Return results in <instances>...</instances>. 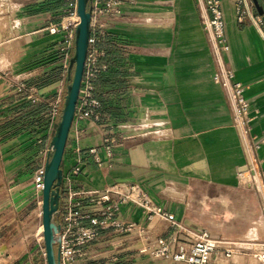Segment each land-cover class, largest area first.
I'll list each match as a JSON object with an SVG mask.
<instances>
[{
	"label": "crops",
	"instance_id": "0c3cea01",
	"mask_svg": "<svg viewBox=\"0 0 264 264\" xmlns=\"http://www.w3.org/2000/svg\"><path fill=\"white\" fill-rule=\"evenodd\" d=\"M59 6L60 0H0V264L21 260L11 233L18 231L15 217L32 195L31 176L42 148L36 141L45 133L44 108L26 97L48 103L66 82L54 54L55 37L41 30L58 20ZM221 9L224 60L257 110L250 132L262 141L257 158L264 176V41L247 19L236 21L229 0ZM107 22L101 120L69 128L60 168L64 174L77 160L79 170L70 183L61 180L59 194L67 188L99 192L116 183L135 184L186 233L263 241L257 196L236 179L243 157L222 92L210 79L208 44L194 0H135ZM17 80L23 82L20 91L12 86ZM108 125L115 139L109 161L101 146ZM76 128L85 129L77 140ZM89 148H95L100 166ZM116 218L152 237L171 231L166 222L147 223L131 204L120 206ZM126 238L101 232L79 264H119L120 254L125 264H167L138 253L139 240L135 247L127 238L124 248L119 239Z\"/></svg>",
	"mask_w": 264,
	"mask_h": 264
},
{
	"label": "built area",
	"instance_id": "2783aa9c",
	"mask_svg": "<svg viewBox=\"0 0 264 264\" xmlns=\"http://www.w3.org/2000/svg\"><path fill=\"white\" fill-rule=\"evenodd\" d=\"M222 1L194 0L208 44L212 65L210 79L222 92L229 113L230 126L235 131L243 157L236 179L240 185L255 192L264 219V176L257 158L262 141L250 132L251 122L257 115V110L250 107V103L244 98L246 87L234 80L233 72L224 60L228 45L224 36ZM229 1L236 21L247 19L260 39L264 41V9L262 13L253 12L251 0ZM134 2L135 0H88V38L70 127L83 121L95 126L100 122L101 100L105 94L100 90L98 81L107 70V65L101 62L109 45L107 19L117 18L121 14L123 5ZM76 6L77 0H60L58 20L48 22L41 28L46 34L55 37L53 49L59 62L62 83L69 59L72 57L74 30L79 22ZM12 86L20 91L23 82L17 80ZM62 87L61 84L56 89L58 96L48 103L40 101L37 97L28 95L26 97L31 103H37L44 108L45 133L36 141L37 144H42V148L37 152V165L31 176L32 196L36 200L38 217L43 168L51 153L49 141L60 115ZM27 93L32 92L28 89ZM106 130L107 134L102 137L101 146L105 158L109 161L115 144L114 127L108 125ZM72 133L77 140L85 133V129L76 128ZM78 152L75 149V153ZM87 153L98 166L101 165L95 148H89ZM78 166L79 162L76 160L64 174L61 172V180L70 183L79 170ZM126 204L137 207L147 223L153 220L166 222L171 231L164 236L152 237L135 223L120 222L116 215L120 206ZM54 218L59 225L57 235L59 264H79L78 259L83 255L85 247L97 241L101 232L107 230L125 235L129 240L141 241L137 249L138 253L167 264H249V261H253L254 264H264V240L219 239L211 237L203 230L186 233L171 213L153 204L135 184L116 183L99 192L67 188L59 194ZM38 254L41 264H46L43 243Z\"/></svg>",
	"mask_w": 264,
	"mask_h": 264
},
{
	"label": "water",
	"instance_id": "95a60500",
	"mask_svg": "<svg viewBox=\"0 0 264 264\" xmlns=\"http://www.w3.org/2000/svg\"><path fill=\"white\" fill-rule=\"evenodd\" d=\"M251 1L257 13H262V8L258 5L257 1ZM87 2L88 0H77L76 12L79 17V22L74 30L73 55L69 59L66 70L67 84L65 85L60 117L49 141L51 155L46 159L43 168L40 223L46 264H59L57 248L59 225L55 224L52 218L58 205L61 184L60 163L67 134L72 122L74 104L77 98L87 45L89 24V13L85 8ZM54 245L55 249L53 247Z\"/></svg>",
	"mask_w": 264,
	"mask_h": 264
},
{
	"label": "rangeland",
	"instance_id": "374dc122",
	"mask_svg": "<svg viewBox=\"0 0 264 264\" xmlns=\"http://www.w3.org/2000/svg\"><path fill=\"white\" fill-rule=\"evenodd\" d=\"M257 2L264 9V0H257ZM87 8L88 5L86 6V10ZM66 84L67 83L65 82V85ZM65 85H63L62 87V95H64L65 92ZM25 203H28V206L25 208L26 209L25 212L17 213V217H15V219L18 220L17 223L18 231H16V233L14 234L11 233V236L13 237L12 241L15 242L17 248H21L20 256H18L21 257V260H19L18 264H41L42 261L39 258V254H38L39 249L42 246V240L40 241V239L42 238L41 229L39 228L41 226V223H40V216L39 217L37 216L36 200L31 195L29 200L26 201ZM22 237H25L24 240H20ZM127 240H128L127 238L119 239V242H122V244H124V248L126 247ZM53 247L55 249V245ZM120 250L121 248H119V253L121 252ZM122 258H123V254H120L119 264H125ZM85 264H88V262H85ZM249 264H254V263L253 261H249Z\"/></svg>",
	"mask_w": 264,
	"mask_h": 264
},
{
	"label": "trees",
	"instance_id": "16d2710c",
	"mask_svg": "<svg viewBox=\"0 0 264 264\" xmlns=\"http://www.w3.org/2000/svg\"><path fill=\"white\" fill-rule=\"evenodd\" d=\"M86 6H87V4H86ZM86 8V7H85ZM72 71V70H71ZM99 82V81H98ZM67 83V82H66ZM99 85H100V83H99ZM100 90H101V87H100ZM102 91V90H101ZM103 92V91H102ZM64 94H65V92H64ZM105 94V93H104ZM64 96V95H63ZM63 96H62V100H61V106H60V111H61V108H62V102H63ZM101 112H102V107H101ZM59 117H60V115H59ZM59 120V119H58ZM58 120H57V122H58ZM56 126V125H55ZM55 128V127H54ZM51 155V153L49 154V156ZM60 165H61V163H60ZM53 222L55 223V224H57L56 223V221H55V218H54V216H53Z\"/></svg>",
	"mask_w": 264,
	"mask_h": 264
},
{
	"label": "bare ground",
	"instance_id": "6f19581e",
	"mask_svg": "<svg viewBox=\"0 0 264 264\" xmlns=\"http://www.w3.org/2000/svg\"><path fill=\"white\" fill-rule=\"evenodd\" d=\"M145 126V125H143ZM140 242V241H139ZM134 243H135V247H137L139 245L138 241L137 240H134ZM141 243V242H140Z\"/></svg>",
	"mask_w": 264,
	"mask_h": 264
}]
</instances>
